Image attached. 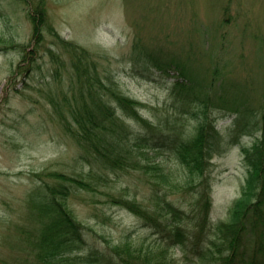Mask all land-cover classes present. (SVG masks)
I'll return each instance as SVG.
<instances>
[{
  "label": "rangeland",
  "instance_id": "374dc122",
  "mask_svg": "<svg viewBox=\"0 0 264 264\" xmlns=\"http://www.w3.org/2000/svg\"><path fill=\"white\" fill-rule=\"evenodd\" d=\"M38 6L63 40L88 52L90 66L102 77L113 76L124 94L141 102L140 115L151 124H177L192 137L204 109L173 94L180 77L175 67L166 74L148 58L182 68L199 86H207L213 75L223 81L218 93L232 103L209 111L224 147L214 153L207 179L191 178L184 165L162 151L143 152L139 170L92 169L48 100L50 92L59 97L67 92L74 69L70 49L47 29L37 48L30 13ZM0 39V264H25L35 227L29 196L40 184L36 175L47 171L83 177L92 186L74 191L68 200L71 213L86 226L85 252L107 251L126 238L147 247L152 231L115 200L153 210L156 195L165 192L184 213L194 215L196 209L200 215L201 228L192 220L183 224L190 237L202 232V242L218 241L197 204L206 195L212 225L227 221L248 176L245 150L255 137L237 138L233 102L255 111L262 102L264 0H0ZM12 43L32 50L34 61L22 65L23 53ZM127 124L133 131L143 127L133 119Z\"/></svg>",
  "mask_w": 264,
  "mask_h": 264
},
{
  "label": "trees",
  "instance_id": "16d2710c",
  "mask_svg": "<svg viewBox=\"0 0 264 264\" xmlns=\"http://www.w3.org/2000/svg\"><path fill=\"white\" fill-rule=\"evenodd\" d=\"M30 18L37 48L44 44L43 31L47 29L57 37L58 44L70 49L74 76L68 90L62 97L50 92L48 100L64 130L74 138L92 169L96 165L108 169L139 170L143 165L140 158L143 152L162 151L184 165L191 178L198 176L207 179L206 173L211 169L214 153L224 147L209 111L227 108L232 103L218 93L224 86L223 81L213 75L207 86H199L182 68L170 66V63L160 59L148 58V63L166 74L175 67L180 77L173 85V94L189 105L204 109L195 135L187 137L177 124L169 125L161 120V125L157 126L142 118L141 102L124 94L113 76L102 77L95 70V65L90 66L86 62L89 59L88 52L63 40L51 27L44 9L38 6L30 13ZM12 44L23 53L22 65L34 61L32 50L28 51L25 45ZM52 56L57 60L55 54ZM54 77L58 78V74ZM197 88L202 91L198 92ZM233 103L238 109L233 122L237 138L248 135L255 139L253 146L245 150L248 176L227 221L212 225L211 201L206 195H200L202 198L197 208L204 215L203 223L212 230L213 236H217V242H202V232L198 237H190L183 224L192 220L190 224L194 228H201L200 215L196 214V209L194 215L192 212L184 213L168 199V193L165 192L156 195L153 210L144 209L133 201L115 200L152 231L153 239L147 247L136 245L126 238L110 246L107 251L85 252L86 226L71 213L68 200L74 191L92 190V186L83 177L47 171L36 175L40 184L29 196L27 209L35 227L27 239L29 245L26 250L29 255H26L24 263L264 264V92L257 111L242 104L239 106L235 100ZM249 115L255 118L252 117L254 120L246 126L244 121ZM127 119L141 122L143 127L133 131ZM159 173L166 182L165 173L162 170ZM253 243L257 247H251Z\"/></svg>",
  "mask_w": 264,
  "mask_h": 264
}]
</instances>
